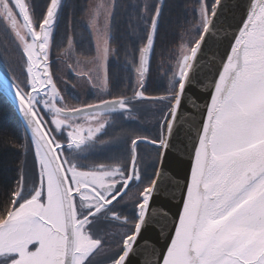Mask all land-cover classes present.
<instances>
[{
    "label": "snow or ice",
    "instance_id": "6c2138e0",
    "mask_svg": "<svg viewBox=\"0 0 264 264\" xmlns=\"http://www.w3.org/2000/svg\"><path fill=\"white\" fill-rule=\"evenodd\" d=\"M194 5L189 19L176 4L183 32L150 95L167 0H138L119 21L118 0L87 5V59H72L71 40L56 52L62 0H0V95L25 130L0 203V264H264V0ZM117 33L131 95L113 94ZM61 64L92 102H66Z\"/></svg>",
    "mask_w": 264,
    "mask_h": 264
},
{
    "label": "trees",
    "instance_id": "16d2710c",
    "mask_svg": "<svg viewBox=\"0 0 264 264\" xmlns=\"http://www.w3.org/2000/svg\"><path fill=\"white\" fill-rule=\"evenodd\" d=\"M138 0H118L121 5V14L118 21L124 18L125 12L128 11V5L137 3ZM169 10H166L163 20V26L160 35L156 41L155 57L152 61L150 86L148 94L160 95L164 92V86L167 81L164 79V71H167L169 57L174 51L176 44L183 29L178 27L179 24L185 23V9L177 8L176 4H184L188 10V18L191 19V8L194 7V0H167ZM42 9L45 0H32ZM63 15L58 27L57 43L63 47L56 49L57 54L67 48V40L72 38L75 52L83 58H90L94 55L93 38L90 31L83 24L86 16L88 0H63ZM117 40L112 44L116 48L118 55L114 56L110 63L108 71L114 84H119L118 88L113 90V94L119 92H128L131 95L130 83H133L134 72L131 71L127 64L130 59L123 50L122 45L125 39L122 33H117ZM164 63V68L158 70V66ZM129 79L130 82L125 81ZM126 87V88H125ZM125 88V89H124ZM25 142V130L14 109L8 104L7 100L0 95V203H2L11 188L17 176L18 162L24 159L23 149L20 147ZM33 160L32 152L29 151L27 161L31 170L30 160Z\"/></svg>",
    "mask_w": 264,
    "mask_h": 264
},
{
    "label": "rangeland",
    "instance_id": "374dc122",
    "mask_svg": "<svg viewBox=\"0 0 264 264\" xmlns=\"http://www.w3.org/2000/svg\"><path fill=\"white\" fill-rule=\"evenodd\" d=\"M29 2L32 3V0H29ZM95 2H98V0H88V5H91V4L95 3ZM83 24L86 26V28L90 31V33L92 35V30L89 27L88 12H86V16H85V18L83 20ZM92 38H93V44H94V50H95L97 39L93 35H92ZM70 40L72 41V51L75 52L74 42H73L72 38H70ZM0 42H6L3 35H0ZM9 47H11V45H9ZM12 58L13 59L16 58L15 54H13ZM113 58H114V56L109 57L108 66L110 65V62L113 61ZM72 59H87V58L80 57L75 52V56H73ZM69 62H71V60H69ZM60 67H61L62 71L58 72L57 75L63 76V78L65 80L69 81V86H68L67 92H69V93L74 92L73 93L74 95H81L82 96V101L81 102H86L85 95H87V94H91V93L94 92V94L96 95V90L95 89H92L89 85H86L82 80H77L70 72L67 71V69H65L63 67V64H61ZM164 72H166V71H164ZM65 100H66L67 103L75 105V106H79V104L81 103V102L78 103V101H76V100H75V103H74V102L70 101L67 97H65ZM151 119H154V116H152ZM30 163H31V167H32V163H33L32 159L30 160Z\"/></svg>",
    "mask_w": 264,
    "mask_h": 264
},
{
    "label": "flooded vegetation",
    "instance_id": "af4514ba",
    "mask_svg": "<svg viewBox=\"0 0 264 264\" xmlns=\"http://www.w3.org/2000/svg\"><path fill=\"white\" fill-rule=\"evenodd\" d=\"M108 68H109V66H108ZM57 74H58V72H57ZM125 81L130 82V80L129 79H126V78H125ZM130 85H132V84L130 83ZM73 93L74 92H72V93L66 92L64 95L70 101H72V102L75 103V100H76V101H78V103H80L82 101V96L81 95H74ZM85 97H86V102H92L95 99L96 95L93 92L91 94L85 95ZM148 106H149V102H144V110L142 112V116H143V125L142 126L144 128H147V129H150L151 130L153 128L154 124H155V119H151V117L153 116V112L155 110L154 109L153 110H149V107ZM134 126L135 125L133 124V127ZM141 151H142V154L147 155L148 153L151 152V149L148 146H141Z\"/></svg>",
    "mask_w": 264,
    "mask_h": 264
},
{
    "label": "water",
    "instance_id": "95a60500",
    "mask_svg": "<svg viewBox=\"0 0 264 264\" xmlns=\"http://www.w3.org/2000/svg\"><path fill=\"white\" fill-rule=\"evenodd\" d=\"M63 1V0H62ZM204 93H205V95L207 94V89H203L202 90ZM3 96V95H2ZM4 97V96H3ZM6 100H7V102H8V104L14 109V111L16 112V114H17V116L19 117V114L17 113V111H16V109H15V107L8 101V99L6 98V97H4ZM201 107H203V104H201ZM20 119V118H19ZM20 121H21V123H22V125H23V122H22V120L20 119ZM23 127H24V125H23ZM187 160V158L185 157V161ZM182 168H187V163H185L184 165H182ZM180 183H181V185H183V183H184V180L183 179H181L180 180ZM160 244L162 245V244H164V239H163V237L161 238V240H160ZM159 247V246H158Z\"/></svg>",
    "mask_w": 264,
    "mask_h": 264
}]
</instances>
